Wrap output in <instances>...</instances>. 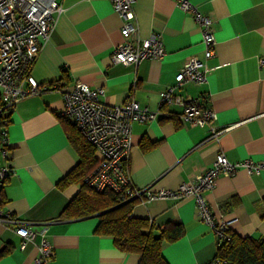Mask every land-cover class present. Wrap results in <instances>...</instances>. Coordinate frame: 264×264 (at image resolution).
Listing matches in <instances>:
<instances>
[{"label":"crops","instance_id":"0c3cea01","mask_svg":"<svg viewBox=\"0 0 264 264\" xmlns=\"http://www.w3.org/2000/svg\"><path fill=\"white\" fill-rule=\"evenodd\" d=\"M57 1L62 9L31 66V74L47 89L20 100L7 129L14 173L4 183L0 211L27 221L34 237L22 248L14 233L17 223L0 219V247L12 246L0 264H35L46 225L44 237L53 248L47 264H139L138 253L120 250L111 235L95 232L97 214L59 217L80 189L78 183L57 185L79 161L61 122L65 103L60 90L78 80L92 89L103 87L99 98L107 104L133 99L159 110L154 120L131 125L127 166L137 188L174 189L211 167L220 152L231 162H264V0H190L213 21L216 55L206 63L216 68L206 83L188 84L184 92L208 96L216 135L174 114L165 116L162 112L169 114L172 108L159 106V92L173 82L185 59H203L192 15L174 0H135L139 35L159 32L165 55L122 65L110 58L122 40V18L110 0ZM205 194L216 218L235 219L231 229L236 235L264 236V169L250 173L240 167L233 175H220ZM131 215L158 227L182 226L181 237L161 245L168 264H206L216 255L217 237L198 217L192 196L137 200Z\"/></svg>","mask_w":264,"mask_h":264},{"label":"built area","instance_id":"2783aa9c","mask_svg":"<svg viewBox=\"0 0 264 264\" xmlns=\"http://www.w3.org/2000/svg\"><path fill=\"white\" fill-rule=\"evenodd\" d=\"M110 1L113 10L122 18V40L113 48L110 57L112 63L136 65L143 59H162L165 48L160 33L153 31L145 38L139 35L133 11L135 0ZM174 1L196 20L201 33L203 59L197 56L185 59L174 75L173 82L159 92V106L172 108L169 114L162 112L165 116L174 114L184 123L206 127L212 135H216L219 131L212 124L215 113L208 103V96L200 94L193 97L184 92V86L188 84L200 86L206 83L207 76L216 68L206 63L216 55L213 21L190 0ZM61 9L62 5L57 0H0V201L3 200L4 183L14 173L10 164L11 150L7 131L9 115L20 100L47 89L46 86H40L31 74V66L43 43L48 40L56 15ZM60 91L65 103L62 116L78 129L96 152L98 164L84 178L88 187L96 192L111 190L121 199H137L142 202L154 197L192 196L198 217L215 233L218 246L232 238L231 223L235 219L216 218L205 193L215 187L220 175H233L240 167L250 173H259L264 169V162L251 159L231 162L220 152L211 167L195 175L192 180L181 182L174 189L137 188L130 181L127 166L131 125L134 121L154 120L159 110H150L133 99L117 105L107 104L99 98L104 94L103 87L92 89L78 80ZM0 219L17 223L14 233L20 237L22 248L34 237L27 221L19 222L2 211ZM46 229L47 225L41 230L42 238L38 246L40 255L35 264L48 263L53 255L52 245L44 237ZM206 264H227V261L216 254Z\"/></svg>","mask_w":264,"mask_h":264},{"label":"trees","instance_id":"16d2710c","mask_svg":"<svg viewBox=\"0 0 264 264\" xmlns=\"http://www.w3.org/2000/svg\"><path fill=\"white\" fill-rule=\"evenodd\" d=\"M61 122L79 155V161L57 185L65 188L71 183H78L80 189L69 200L59 217L72 219L97 214L99 220L95 232L111 235L115 246L120 250L138 253L139 264H168L162 255L161 245L164 241H174L181 237L182 226L178 223H166L158 227L147 218L133 217L131 210L137 199L124 200L111 190L96 192L88 187L84 178L98 164L94 147L64 116ZM11 248V243H4L0 247V258L9 253ZM216 254L225 259L227 264H264V236L242 237L233 232L229 241L218 246Z\"/></svg>","mask_w":264,"mask_h":264}]
</instances>
